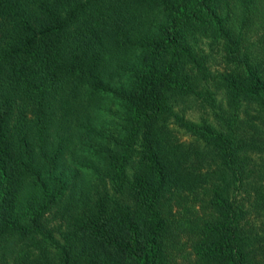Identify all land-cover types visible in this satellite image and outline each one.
I'll return each instance as SVG.
<instances>
[{
  "label": "trees",
  "instance_id": "16d2710c",
  "mask_svg": "<svg viewBox=\"0 0 264 264\" xmlns=\"http://www.w3.org/2000/svg\"><path fill=\"white\" fill-rule=\"evenodd\" d=\"M188 249L264 264V0H0V264Z\"/></svg>",
  "mask_w": 264,
  "mask_h": 264
},
{
  "label": "rangeland",
  "instance_id": "374dc122",
  "mask_svg": "<svg viewBox=\"0 0 264 264\" xmlns=\"http://www.w3.org/2000/svg\"><path fill=\"white\" fill-rule=\"evenodd\" d=\"M186 139V138H184ZM63 225V221L61 220V215L58 213H55L52 216V219L49 223V226L51 228H60ZM258 229V228H257ZM195 258L193 255H191L190 249L183 251L180 255H178V262L180 264H192L195 262Z\"/></svg>",
  "mask_w": 264,
  "mask_h": 264
}]
</instances>
